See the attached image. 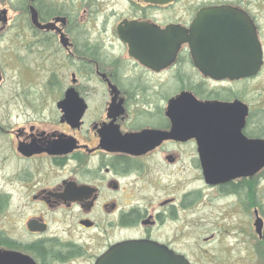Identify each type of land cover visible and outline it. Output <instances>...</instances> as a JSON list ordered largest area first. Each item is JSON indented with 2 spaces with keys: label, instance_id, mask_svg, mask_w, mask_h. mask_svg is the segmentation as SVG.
Returning <instances> with one entry per match:
<instances>
[{
  "label": "flooded vegetation",
  "instance_id": "1",
  "mask_svg": "<svg viewBox=\"0 0 264 264\" xmlns=\"http://www.w3.org/2000/svg\"><path fill=\"white\" fill-rule=\"evenodd\" d=\"M118 1L122 11L114 0H0V216H13L0 264H95L131 241L190 263L179 215L201 197L195 184L241 201L257 180L206 184L202 159L241 161L236 141H264V0ZM98 6L108 14H80ZM219 8L254 32L255 74L217 78L205 70L252 66L195 61L186 38ZM13 22L27 35L2 48Z\"/></svg>",
  "mask_w": 264,
  "mask_h": 264
},
{
  "label": "water",
  "instance_id": "2",
  "mask_svg": "<svg viewBox=\"0 0 264 264\" xmlns=\"http://www.w3.org/2000/svg\"><path fill=\"white\" fill-rule=\"evenodd\" d=\"M151 4H163L170 0H141ZM45 28V27H42ZM192 55L198 64L225 65L251 64V68L237 71L228 66H214L205 70L217 78L229 77L232 73L255 74L261 65V51L256 37L247 21L237 18L225 8L201 11L191 28V37L186 38ZM202 138L204 135L201 136ZM238 155L227 164L211 165L202 159L203 178L206 184L214 185L236 178H250L264 169V141H236ZM205 153V151H202ZM254 230L262 237L263 222L256 215ZM9 257L8 262L13 261ZM95 264H190L182 256L153 242L131 241L118 244L99 257Z\"/></svg>",
  "mask_w": 264,
  "mask_h": 264
},
{
  "label": "rangeland",
  "instance_id": "3",
  "mask_svg": "<svg viewBox=\"0 0 264 264\" xmlns=\"http://www.w3.org/2000/svg\"><path fill=\"white\" fill-rule=\"evenodd\" d=\"M112 9L122 11L118 0ZM84 7L83 16L93 18L106 16L110 7ZM7 27L2 48L14 47V36L24 37L28 32L26 24L11 23ZM113 25L109 23L108 26ZM23 40V39H22ZM20 40V42H22ZM27 47L28 40L19 44ZM18 46V45H16ZM253 186L244 184L242 200L230 197H215L212 191L195 184L201 197L193 209L180 211L179 242L177 249L186 255L191 264H264V169L256 175ZM240 201V202H239ZM3 212L0 228L10 229V213ZM256 215L263 222L262 237L254 230ZM8 222V223H7Z\"/></svg>",
  "mask_w": 264,
  "mask_h": 264
}]
</instances>
